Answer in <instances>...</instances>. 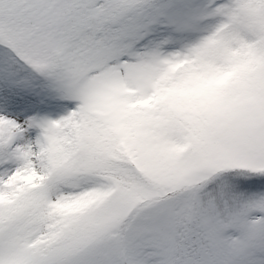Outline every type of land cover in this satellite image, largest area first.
Listing matches in <instances>:
<instances>
[{
	"label": "snow or ice",
	"instance_id": "snow-or-ice-1",
	"mask_svg": "<svg viewBox=\"0 0 264 264\" xmlns=\"http://www.w3.org/2000/svg\"><path fill=\"white\" fill-rule=\"evenodd\" d=\"M0 264H264V0H0Z\"/></svg>",
	"mask_w": 264,
	"mask_h": 264
}]
</instances>
